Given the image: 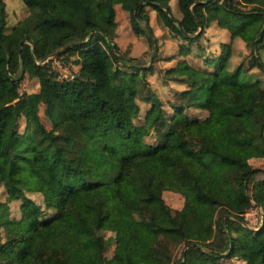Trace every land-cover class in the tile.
Listing matches in <instances>:
<instances>
[{
  "label": "trees",
  "instance_id": "1",
  "mask_svg": "<svg viewBox=\"0 0 264 264\" xmlns=\"http://www.w3.org/2000/svg\"><path fill=\"white\" fill-rule=\"evenodd\" d=\"M22 1L28 13L5 31L0 0V110L14 108L0 120V264H106L101 229L114 231L115 264H264V170L249 162L264 155V0ZM152 11L179 39L162 74L184 87L166 102L146 78L153 63L116 41L128 19L157 50ZM211 25L227 38L205 51ZM53 58L75 67L60 75ZM24 76L38 88L19 90ZM164 188L182 193L179 208Z\"/></svg>",
  "mask_w": 264,
  "mask_h": 264
},
{
  "label": "rangeland",
  "instance_id": "2",
  "mask_svg": "<svg viewBox=\"0 0 264 264\" xmlns=\"http://www.w3.org/2000/svg\"><path fill=\"white\" fill-rule=\"evenodd\" d=\"M237 3L243 7H248L247 4L240 2L239 0ZM5 7H6V24H5V31H9L10 28L22 17H24L29 9L26 6V4L22 0H5ZM127 18V16H126ZM128 27L123 26L121 28L122 33L119 36L118 44L120 46V50L124 51L126 50L127 55H130L132 57H136V61L144 62L145 65H150L153 63V70H150L146 72V78L151 83L152 87H154L158 93V95L162 98L163 101H167L172 98V90L169 88L171 85L172 87L180 88L183 85V81H180L179 79H176L174 76H169L167 73H164V67L168 65H172L175 62V57L173 58L168 57L167 55L169 53H173L178 49V42L177 38L178 36H174L170 33L169 30H166L165 28L162 30L157 29V33L160 34V43L157 47L155 43L149 44L146 41L145 35L143 34H131L130 33V26L128 23V19H126V24ZM127 31L129 33H127ZM170 33V34H169ZM202 42L205 43L206 48L205 51H210L214 49L215 46H217L218 41L220 39L227 38V33L214 25L208 26L204 32L203 35H200L199 37ZM158 51V55L156 59L153 60L154 52ZM261 58L264 61V50H260ZM165 55V56H164ZM53 56H51L52 58ZM50 57H46L48 59ZM169 58V59H168ZM245 58V57H244ZM168 59V60H167ZM189 59V58H188ZM190 60V59H189ZM244 63L249 65L250 63L247 62L245 59ZM52 65L57 69L60 75L64 74H70L73 70V67L75 65L70 64V60L67 61V67L63 64H61L60 60L57 58L52 59ZM165 65V66H164ZM161 66V68H160ZM158 68L159 73H158ZM155 70V71H154ZM249 70H258L256 66H249ZM163 77H167L165 80ZM145 85H141V94H144L146 92ZM38 88V80L36 76H24L20 79L19 83V90H27L32 91L36 90ZM21 100V99H20ZM19 101V100H18ZM139 104V110L138 114L135 117L136 121H142L144 111L147 107H149V102L144 101L140 98L137 99ZM21 104V108L24 109L23 103ZM165 106L168 105V103H163ZM206 113V109H199V108H193L190 107L186 111V115L190 114H196L199 116H203ZM14 114V108L12 105H7L4 108L0 110V120L5 119L6 117L12 116ZM40 114L42 116V119L48 124L49 122L45 118V114L43 111V107L40 108ZM20 124L21 127H23V116H20ZM148 140H152L151 137L147 136ZM249 162L252 166L259 167L264 170V155H257V156H251L249 157ZM1 190V186H0ZM1 193V192H0ZM162 196L165 200V202L172 208V210L179 208L183 203V195L181 192L170 189V188H164L162 190ZM10 213L16 214L18 209H16V204L11 203L10 205ZM246 224L253 226L258 223V220L260 219V210L258 207H251L244 213ZM229 222L233 223V220L230 219ZM237 224V223H236ZM235 225V224H234ZM99 239L103 247V253L106 258V264H115L113 261L114 256V249H115V237H114V231L110 229H101L99 231ZM181 246H176L173 249V256H178L180 254ZM221 261L224 264H244V261L239 257H221Z\"/></svg>",
  "mask_w": 264,
  "mask_h": 264
},
{
  "label": "crops",
  "instance_id": "3",
  "mask_svg": "<svg viewBox=\"0 0 264 264\" xmlns=\"http://www.w3.org/2000/svg\"><path fill=\"white\" fill-rule=\"evenodd\" d=\"M153 26H154V30H155V33L159 36V43H160V34L159 33H157V29L158 30H163V28H161L160 27V25L155 21V18H154V12L152 11V15H151V22H150ZM124 24H126V21H124V22H122V23H120L118 26H117V36H116V40H118L119 41V36L121 35V33H122V30H121V28L123 27V26H125V27H128L127 25H124ZM164 31V30H163ZM127 33H129L128 31H127ZM130 33L131 34H133L132 32H131V30H130ZM170 34V33H169ZM179 39L177 38V41H178ZM117 41V42H118ZM170 54V53H169ZM159 56V55H158ZM165 56V55H164ZM174 57V56H173ZM172 57V58H173ZM171 58V57H170ZM175 58H177V57H175ZM169 59V58H168ZM167 59V60H168ZM176 60V59H175ZM165 66V65H164ZM166 67V66H165ZM164 67V68H165ZM160 68H161V66H160ZM155 71V70H154ZM171 86V85H170ZM184 87V83H183V85H182V87H180V88H183ZM177 88V87H176Z\"/></svg>",
  "mask_w": 264,
  "mask_h": 264
},
{
  "label": "water",
  "instance_id": "4",
  "mask_svg": "<svg viewBox=\"0 0 264 264\" xmlns=\"http://www.w3.org/2000/svg\"><path fill=\"white\" fill-rule=\"evenodd\" d=\"M164 9H165L166 12H168L167 7H164ZM198 27L200 28V26H198ZM148 32H149V34H151V31H150V30H148ZM66 46H67V45H63V46H61V47H59V48H57V49L51 51V52L48 54L47 57H51V56L56 55V54L59 53L60 51L64 50V49L66 48ZM22 72H23V69H21V73H22Z\"/></svg>",
  "mask_w": 264,
  "mask_h": 264
}]
</instances>
